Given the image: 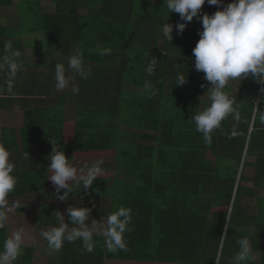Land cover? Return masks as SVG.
<instances>
[{
  "label": "trees",
  "instance_id": "16d2710c",
  "mask_svg": "<svg viewBox=\"0 0 264 264\" xmlns=\"http://www.w3.org/2000/svg\"><path fill=\"white\" fill-rule=\"evenodd\" d=\"M50 1L51 13L42 10L39 0L26 3V20L18 27L3 26L0 19V63L9 54L7 43L22 54L11 91L4 83L9 81L7 65L0 68V105L20 107L13 120L20 126L22 152L36 153L40 161L52 140L72 159L115 157L111 167L103 168L106 179L97 178L90 189L73 185L74 194L90 193L99 202L112 190V212L119 206L131 209L126 250L107 257L216 264L219 255L221 264H229L239 251L237 241L248 238L253 249L249 264L255 263L257 251L264 264V125L259 120L264 84L251 77L233 81L226 91L235 98L240 119L229 116L206 139L191 119L210 103L206 92L211 85L195 69L192 55L202 31L200 19L193 18L180 33L175 25L183 21L168 12L164 0ZM230 2H206L201 15ZM13 4L0 0V8ZM167 19L174 25L172 43L161 33ZM40 34L46 53L42 42L36 50L42 55L53 60L61 52L66 66L75 48L91 67L87 79L73 76L79 90L74 114L67 112V117L66 99L57 96L54 86L55 65L47 63L45 72L24 70L29 65L22 39ZM104 49L110 52L100 55ZM154 58V73L148 75ZM41 66L29 67L36 71ZM177 74L188 79L175 87ZM127 83L143 93L128 91ZM12 131L2 129L0 146L17 153ZM50 174L45 163L18 169L9 205L55 188L47 180ZM109 181L111 189L105 186Z\"/></svg>",
  "mask_w": 264,
  "mask_h": 264
},
{
  "label": "clouds",
  "instance_id": "9594fccd",
  "mask_svg": "<svg viewBox=\"0 0 264 264\" xmlns=\"http://www.w3.org/2000/svg\"><path fill=\"white\" fill-rule=\"evenodd\" d=\"M206 2L209 6H221L224 0H164L168 12L178 13L183 21L175 25L178 32L183 33L187 23L193 18L202 21L200 39L192 55L195 58V69L203 72L204 79L211 85L206 92L210 94V103L191 119L194 121L195 130L208 139L215 130L221 128L222 123L229 116L236 120L240 119L236 100L226 91L231 82L244 81L251 77L257 83L264 84V0H231L214 13L201 15L202 6ZM168 19L162 25L161 33L172 43L174 25L168 23ZM5 50L9 54L3 58L4 63H0V68L7 65L8 90L11 91V82L22 69V64L19 62L22 54L19 50L13 51L11 43L5 45ZM109 52V49H104L100 55ZM156 63L157 60L154 58L148 64L146 68L148 75L154 73ZM90 74L91 67L85 65L82 54L77 50L68 57L66 66L56 63L55 89L57 91L68 89L74 75L87 79ZM187 79L183 74H177L175 87L184 85ZM73 91H76L74 86ZM261 93H264V88H261ZM256 103L258 107V102ZM259 120L264 125V112L259 115ZM52 144V152L47 157L50 163L46 172L51 173L47 180H50L55 187L56 200L67 201L69 194L74 193L73 185L81 186V189H90L97 178L106 179L103 176V159L77 166L72 160L73 155L69 158L64 149L57 147L56 141L52 140ZM17 184L18 177L15 175L11 152L6 147L0 146V229L6 227L12 208L21 209L23 206L19 203L9 206L8 198L16 190ZM53 215H58L59 226L41 233L49 249L58 252L65 242L72 243L79 240L83 249L91 253L94 251L93 233L96 232L104 237L108 252L126 250L125 234L131 230L129 225L132 213L129 208L119 206L108 215L106 221L102 219L99 225L95 220L91 225L86 223L91 217V209L88 207L69 206L67 216L71 224L65 222V217L60 212L57 211ZM227 227L228 225L221 239L227 234ZM237 243L240 246L239 251L229 264H249L253 258L249 239L241 238ZM23 244L24 231L17 229L3 242L0 264H13L20 256ZM214 257L216 264H221L220 256Z\"/></svg>",
  "mask_w": 264,
  "mask_h": 264
},
{
  "label": "crops",
  "instance_id": "0c3cea01",
  "mask_svg": "<svg viewBox=\"0 0 264 264\" xmlns=\"http://www.w3.org/2000/svg\"><path fill=\"white\" fill-rule=\"evenodd\" d=\"M32 1L34 0H25L23 3H21L22 5L20 7L23 8L24 6V10H25L26 3ZM16 4L17 2L14 0V4L11 7H15ZM39 5L42 8V10L45 9L46 13H51L50 11H48L47 8L48 7L51 8V5L54 4L50 0H39ZM11 7H7V8H11ZM25 14H26V10H25ZM24 37H27V35H25ZM4 83H9V81L6 80V82ZM11 83L12 85H14L13 82ZM74 96H76V93L73 95V100L75 101L76 97L74 99ZM63 97H65L66 99L65 114L67 117V112H68L67 109L71 106V102H70L71 100L68 101L67 97H70V95H65ZM50 98H52V96H50ZM45 105H48L47 102ZM5 106L2 107V105H0V138L2 135L1 131L3 128L10 131L14 129L12 132L16 134L15 148L20 150V152L17 153L11 152V159L15 165V172L18 169L27 170L33 167H37L39 166V163L40 164L45 163V171H47V167L50 163L47 157L52 152L53 147H46L45 156L42 157V161L38 159L36 153L27 155L26 157V153L22 152L23 147L21 144L20 126H18L17 122H14L13 120L14 113L17 110H21V109L18 105L9 106L6 104ZM22 106H24V104ZM57 147L60 149L59 146ZM33 155L37 156L34 160L31 158V156L33 157ZM87 158L89 159L95 157H87ZM87 158H75V159H87ZM51 183L52 182L50 181L49 184ZM105 186L110 187L111 189L113 187V183L109 181V183L108 182L105 183ZM63 191L64 190H61V192ZM109 192H110L109 195L105 193V198H101L100 202L95 201V199L93 198H90L89 197L90 193H84V194L70 193L67 201H59L55 199V188H51L45 190V193L43 192L41 196L36 195L34 198L36 197L37 198L35 199L34 202H32L33 204H28L29 199H27V201H25L24 203L23 201L21 202L14 201L13 203H19L22 204L23 206L21 207V209L12 208V210L9 213V220L6 227L4 229H0V251L3 250V242L8 236H10L17 229H23L24 231L23 249L20 256L16 261L13 262V264H189V263H177V262H164V261L152 260V259H136L131 257L128 258L107 257V255L109 254H113V256L117 254L118 255H122V254L119 251L115 253L108 252L105 247L104 237L102 235L97 234L96 232L93 233L94 251H92L91 253L83 249L82 242L79 240L72 243L65 242L63 248L58 252L48 248L47 241L42 237L41 233L43 231L51 230L52 228L59 226L58 215H53L55 212L58 211L61 214H63L65 217V222L71 224V221L67 216V212H65L67 211V208L69 206L88 207L91 209V217L86 221V223L91 225L93 220H95L97 222V225H99V223L102 222V219L106 221L108 215L112 213L113 193L112 190H109ZM79 201L81 203H77ZM106 202L107 205H104V203L106 204ZM13 203H10L9 206L11 207ZM50 206H57V207H50ZM31 207L34 214L36 215L35 219L33 218V216H31L32 215L31 209H29ZM44 215H45V219L41 218ZM13 218L15 220H12ZM255 257H256V261L254 264H262V262L259 259L261 258L260 252L258 251L255 252Z\"/></svg>",
  "mask_w": 264,
  "mask_h": 264
},
{
  "label": "rangeland",
  "instance_id": "374dc122",
  "mask_svg": "<svg viewBox=\"0 0 264 264\" xmlns=\"http://www.w3.org/2000/svg\"><path fill=\"white\" fill-rule=\"evenodd\" d=\"M17 2L16 6L15 7H11V8H1L0 10V19L2 21V25L3 26H10L12 25L13 27H18L20 26V23L23 22L24 20H26V14H25V10H24V6L23 8L20 7L25 0H15ZM48 7V6H47ZM48 11L50 12H53V9H54V6L51 5V8H47ZM44 12H45V9H44ZM29 37V38H28ZM23 42L24 44H26L27 46V49H26V64L29 65V66H33V64H37V63H43L45 64V68H43L42 66L40 68H38L36 71H35V68L33 67H25L24 70L25 72L27 71H32V72H45V70H49V64L47 63H50L51 66H56V63H58L59 61L62 62L61 60H64V62H62V64L65 63V58H62L61 57V52H57V54H55L53 56V60L47 56H45V53H46V46L44 45L43 43V38H42V35H34V36H27V37H23ZM39 42H42L43 43V46L45 48V53L44 55H42V50L41 51H37L36 50V44L39 43ZM76 50L75 48H72L71 49V52L74 53ZM53 54H54V50H53ZM233 82L230 83V85L232 84ZM77 84V81L76 79H73L72 82H71V86L68 88V89H65V90H62V91H58V94L57 96H65V95H70V97H67V100L71 102V107H69L67 109L68 112H71L74 114V108H75V103H76V99L75 101L73 100V95L75 93L78 92L79 88L78 86L76 85ZM73 86L76 88V91H73ZM126 88L128 91H131V92H135V93H143V89L142 88H139L138 86H135L134 84H130V83H127L126 84ZM234 88L237 89V87L234 86ZM73 111V112H72ZM73 118H70V120H72ZM124 130L126 131H129V132H135L134 129H129V128H125ZM37 156H34L33 157L31 156V158L34 160ZM31 159V160H32ZM97 159H103L104 160V164H103V168H107L106 166H112V163L115 162V157L113 156H101V157H95V158H87V159H74L73 162L77 165V166H83L85 164H91L93 163L95 160ZM28 161V159H27ZM249 186H252L251 184H249ZM37 198V197H36ZM32 199V201H28V204H33L32 202L35 201V199ZM45 203V202H44ZM77 203H81L80 201L77 202ZM104 205H107V202L106 204L104 203ZM29 207V206H28ZM31 209V216H33V218L35 219L36 218V215L34 214L33 210H32V207L29 208ZM67 212V211H65ZM12 220H15L14 218Z\"/></svg>",
  "mask_w": 264,
  "mask_h": 264
}]
</instances>
